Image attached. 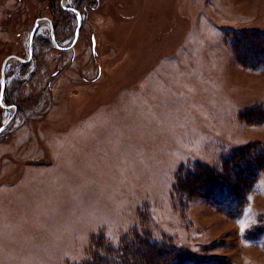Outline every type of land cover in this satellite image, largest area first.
Listing matches in <instances>:
<instances>
[{"label": "rangeland", "instance_id": "rangeland-1", "mask_svg": "<svg viewBox=\"0 0 264 264\" xmlns=\"http://www.w3.org/2000/svg\"><path fill=\"white\" fill-rule=\"evenodd\" d=\"M38 20L5 71L0 264H79L142 214L191 264H264V0H0V73Z\"/></svg>", "mask_w": 264, "mask_h": 264}, {"label": "trees", "instance_id": "trees-1", "mask_svg": "<svg viewBox=\"0 0 264 264\" xmlns=\"http://www.w3.org/2000/svg\"><path fill=\"white\" fill-rule=\"evenodd\" d=\"M244 150L245 149L243 148L234 152L233 153L234 155H232V160H230L229 163H232L233 160L236 159V156L240 155L241 153H244L245 152ZM247 163L249 167L255 166L254 160L252 158H250L247 161ZM234 169L239 170L240 167L238 166L237 169L236 168ZM201 173L200 176L202 174L205 175L203 176V178L199 176L197 179L198 181L203 183L204 179L208 178L209 175L206 172L202 174ZM206 181L208 183L213 182L211 180H206ZM213 185H214V189H212V191L208 190V193L206 194L207 195L206 198H209L211 202H214L220 208L222 206L221 202L225 198H228L227 200H230L233 203V201L237 200V198L239 197L238 194H236L235 196L230 194L228 192L229 189L228 186H225L220 182L214 183ZM176 186L178 185L175 183V187ZM178 188L179 187L176 188V191L180 192L183 195H186V192L183 189H178ZM181 198L182 197H178L179 201ZM242 210H243L242 205L238 203L236 206H234V208L232 206L227 207L225 212L226 214L228 215L230 214L232 217H234L233 214L239 216L242 213L241 212ZM144 215L143 214L141 215V222L144 227L143 231L146 235L144 238L139 236L138 231L135 228L130 229L129 231L124 233L123 234L124 236L122 235L123 236L122 241L118 247H114L112 244L106 242L105 240H103L102 243L98 242V240H100L101 238L99 239L97 238L94 242H92V246L89 249L91 256L79 264H133L134 261H136L137 264H142V263L147 264L148 263L147 259L146 258L143 259L140 256L145 255L148 257L150 253L155 252L156 253L155 256H163L166 259V256L167 254H169V252L173 251L171 253L175 254L174 252H177L178 250L175 246H173V248L171 249L169 248L170 250L169 249L159 250L157 248L156 244H154L155 240L157 239L153 237L151 231V227H152L151 221L148 216L144 219L143 218ZM161 244H163V242H160V245ZM155 249L159 251H155ZM157 259H159V261L161 262L164 261V259L163 261L160 260V258ZM173 259L174 260L172 261H174V264H191V262L194 260L192 257L181 253H178L177 255L175 254ZM154 264H157V262L155 263L154 261Z\"/></svg>", "mask_w": 264, "mask_h": 264}, {"label": "water", "instance_id": "water-1", "mask_svg": "<svg viewBox=\"0 0 264 264\" xmlns=\"http://www.w3.org/2000/svg\"><path fill=\"white\" fill-rule=\"evenodd\" d=\"M44 20H47V19H44ZM48 21V20H47ZM50 22V21H48ZM38 25H39V20L35 22L32 30H31V33H30V38H29V58L28 59H22V58H18V57H15V56H10L8 58H6L1 66V73H0V107L3 108V109H6V110H11L12 107L10 106H7L3 103V91H4V87H5V71H6V65L7 63L10 61V60H18L22 63H26L30 60L31 56H32V41H33V37L38 29ZM80 26H81V20H80V16H78L77 18V27L75 29V34H74V39L72 41V43L69 45V46H66V47H61L59 45H57L56 43V40L54 38V34H53V31H51V39H52V42L54 44V46L57 48V49H60V50H67L69 48H71L77 38H78V34H79V30H80ZM14 115L12 114L11 117H9V119H7L3 124L2 126L0 127V133L2 131H4L6 129V127L8 126V124L10 123V121L13 119Z\"/></svg>", "mask_w": 264, "mask_h": 264}, {"label": "flooded vegetation", "instance_id": "flooded-vegetation-1", "mask_svg": "<svg viewBox=\"0 0 264 264\" xmlns=\"http://www.w3.org/2000/svg\"><path fill=\"white\" fill-rule=\"evenodd\" d=\"M54 34V33H53Z\"/></svg>", "mask_w": 264, "mask_h": 264}]
</instances>
